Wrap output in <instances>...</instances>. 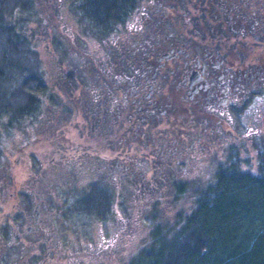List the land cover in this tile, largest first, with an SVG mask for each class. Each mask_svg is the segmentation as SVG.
I'll return each instance as SVG.
<instances>
[{"label":"flooded vegetation","instance_id":"flooded-vegetation-1","mask_svg":"<svg viewBox=\"0 0 264 264\" xmlns=\"http://www.w3.org/2000/svg\"><path fill=\"white\" fill-rule=\"evenodd\" d=\"M111 32L84 55L111 54L113 67L66 66L62 82L48 83L45 116L53 127L44 139L55 147L21 153L29 156L24 192H35L34 209L42 210L6 215L1 224L24 254L19 264H36L43 253L52 264L85 262L72 240L91 246L93 225L102 233L96 253H114L121 237L134 241L133 201H152L136 188L210 184L232 161L247 152L255 161L263 148L264 0H140ZM8 168L0 176L13 188ZM104 190L110 216L80 211V197L98 201Z\"/></svg>","mask_w":264,"mask_h":264},{"label":"trees","instance_id":"trees-1","mask_svg":"<svg viewBox=\"0 0 264 264\" xmlns=\"http://www.w3.org/2000/svg\"><path fill=\"white\" fill-rule=\"evenodd\" d=\"M52 1L59 2L57 7L64 5L77 14L83 34L91 36L92 43L108 40L117 23L121 24L129 16L132 4L140 2ZM43 2L45 1L0 0V131L4 133L0 134V138L13 136L17 130L16 125L20 128L23 125L25 134L32 138L39 130L43 132L42 129L49 122L48 117L39 116L44 111V104L41 103L51 99L52 91L45 81L46 70L44 72V65L28 32L32 20H43ZM69 24L72 25L70 22ZM69 55H61L59 63L74 69L85 65L92 68L93 72L98 64L101 70L98 68L95 73L113 67L114 56L111 54H93L96 59L91 61L80 54H71V58ZM98 60L103 64L97 63ZM85 81L90 83L89 77ZM96 85L99 86V82ZM99 89L103 92L102 86ZM100 96L101 92L97 93L94 100L98 101ZM110 96L106 94L109 99ZM44 114H47L46 111ZM23 149L21 147L19 152ZM259 150L254 172L249 170L252 165L250 160L248 162L238 157L227 168L219 171L210 184L153 187L152 190H155L151 194L152 201H133L139 207L142 203L145 204L143 207H148L143 208L147 210L145 220L148 232L143 243L136 245L139 247L129 255L125 264H264V143ZM2 155L0 146V159H5V155ZM4 159L0 160V168L4 165ZM243 166L249 169L244 170ZM8 183L11 184L10 179ZM13 186L14 183L11 184ZM143 189L146 188L138 187L134 192L143 193ZM165 189L173 190L175 201L181 196H193L192 207L165 218L160 199H154L157 194L162 198ZM106 192H102L104 195L98 201L91 200L93 195L90 193L83 195L77 203L78 208L91 216H110L111 201H107L110 195ZM21 193V200L24 202L21 211L8 216H31L30 194L24 191ZM15 246L17 243L14 242L11 231L7 228L4 231L0 226V264H19L24 254L18 246L15 250ZM34 259L37 260L36 264H40V258L35 256ZM87 264L93 263L88 261Z\"/></svg>","mask_w":264,"mask_h":264},{"label":"rangeland","instance_id":"rangeland-1","mask_svg":"<svg viewBox=\"0 0 264 264\" xmlns=\"http://www.w3.org/2000/svg\"><path fill=\"white\" fill-rule=\"evenodd\" d=\"M44 1H45L43 2L44 7L41 9L43 11L42 13L43 16L40 15L41 19L43 20L39 22L36 21L33 22L32 20L29 26L30 30H28V32H29V36L33 40L35 49L39 53V56L42 60V63L44 65V72L46 70V75L44 77L45 81L47 84L48 83L50 84L51 79L53 82L54 81L62 82V80H64L65 78L66 70L64 68L67 65L64 63L61 65L59 63L61 55H64L66 53L69 54L70 52L72 55L78 56L80 54L82 56L92 51L93 49H91V47L98 45L96 43L91 42L93 41L91 39V36H85L83 34V27L79 25L76 13H73L70 10L66 9L67 7H65L64 5L57 7V5H59V2L53 3L52 0H44ZM61 4H63V2H61ZM41 10L39 9V14H41ZM69 22L72 25H70ZM78 33L81 36V40L78 36ZM103 49H104V45H103ZM71 54L69 55V58H71ZM84 56L87 57V55ZM41 104H44L43 105L44 111L41 114V116L38 115L39 118L45 116L44 113L47 109L45 102ZM39 118L37 119V123ZM48 120L50 119L48 118ZM16 127L15 128L17 130L13 133V136L9 135L6 136L5 138L3 137L0 138L1 151L3 155H5V159L3 158L4 159L3 166H6L7 164L9 165L8 169L13 172L10 173L9 175H12L14 180V186L13 188H10V186H8L5 182H4L5 186H2L4 179L2 181V178L0 177V181L2 182V184H0V224L3 223L4 216L18 212V210L21 211L20 208L22 205H24V202L21 200V192L20 195H18V192L27 191V188L24 186L23 182H25L24 172H25V166H27L29 163L28 161L29 156H26L25 154H21V153L25 150L26 152H31V151L33 152L35 150L34 151L35 153H43V152L48 153L53 150L52 148L55 147V142H50V140L49 141L44 140V137L48 136L52 131L53 126L51 121H49L44 126V129H42L43 132L46 133H43L41 132V130H39V133L36 132L35 136L32 138L30 135L25 134L26 131H23L24 130L23 125H21V128L18 125H16ZM47 129L49 131H47ZM30 131L33 132V129H30ZM0 134L3 135L4 134L3 131H0ZM59 137L62 138V136ZM60 140L62 142L64 141L63 138ZM36 145L38 146L37 149H36ZM258 146L261 147V145ZM21 147H24V149L23 151L21 150L22 152L20 153L19 150ZM253 155H255L253 152H247V154H243V159L248 162L251 161L252 164L250 166L251 169L246 167L244 168V170L249 169L250 171L254 172L253 170H255L256 168L255 166L256 162L252 160ZM3 159L1 158L0 160L3 161ZM3 166L0 168V172L3 170L2 169ZM122 188L123 187H121V189ZM127 189L128 188L126 187V191ZM153 190L152 188H146L143 194L145 196H147V194L151 195L153 193ZM48 191L49 190L46 191L45 189L42 188V191L40 193L47 196ZM131 192H128L127 194H130ZM29 194L31 199L34 200L33 202L36 203L37 194L32 191L29 192ZM162 194H163L161 195L162 198H159V194H157V197L155 196L154 199H160L161 204L163 205L162 208L164 209L163 212L164 214H166L165 218H168L169 216H174L176 212L180 210H188L192 207L193 199H194L193 196L191 197L181 196L175 201L176 196L173 195V190L170 191L169 189H165V191H163ZM125 200L126 203L129 204L128 197L127 199L125 198ZM60 201L63 202L61 199ZM34 206L35 204L32 203V212ZM143 206H145V204L143 203L140 205V207L138 206V204L136 205L135 203L134 204L132 203L130 207L131 221L135 225L133 226L135 237L132 244L131 242L129 243L128 241L129 238L127 237L129 235H125L120 239L119 242L120 244L118 245L117 248L118 251L114 250V253H112L111 249L108 250L104 249L101 250L99 253H96L97 249L98 248L101 249L103 246L102 244H100L102 240V233L98 225H93L91 227V230H92V235L96 239V241L95 243L93 242L91 246L84 243H80L75 239L72 240V249L75 251L80 250L78 254L79 259L85 261L86 264L88 261L92 262L93 264H125V262L128 260L129 255L132 254L134 250L136 251V247L137 248L139 247L136 245L143 243L144 241L143 239L146 238V233L148 232L147 222L145 220L146 211H147L146 209L148 207H143ZM143 208L146 209L143 210ZM40 210H42L41 207L36 208L34 212L35 215L38 214ZM120 216H124V215L121 213ZM120 225H121L120 229L122 228L121 230L128 228V224L120 223ZM88 251L92 253H88ZM22 261L23 262H21V264H26V261L24 260ZM54 261L55 258L47 256L46 253H43L42 256H40V264H52V262ZM59 263L60 261L57 262V264ZM83 263L84 262H80L79 264H83ZM62 264H69V261L66 259V262L64 261L62 262Z\"/></svg>","mask_w":264,"mask_h":264}]
</instances>
